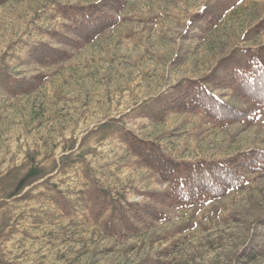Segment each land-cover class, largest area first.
<instances>
[{"label": "rangeland", "instance_id": "rangeland-1", "mask_svg": "<svg viewBox=\"0 0 264 264\" xmlns=\"http://www.w3.org/2000/svg\"><path fill=\"white\" fill-rule=\"evenodd\" d=\"M108 2L114 25L62 42ZM40 44L64 58L36 61ZM250 60L264 67V0H0V264H264V170L187 206L130 147L191 164L264 150V107L214 84ZM190 81L250 119L169 108Z\"/></svg>", "mask_w": 264, "mask_h": 264}, {"label": "trees", "instance_id": "trees-1", "mask_svg": "<svg viewBox=\"0 0 264 264\" xmlns=\"http://www.w3.org/2000/svg\"><path fill=\"white\" fill-rule=\"evenodd\" d=\"M115 9L116 5L110 2L103 3L91 12L78 8L81 19H72L73 24L69 30L74 37H61L62 42L73 44L75 39L89 40L95 34L111 27L117 22V18L108 11L114 12ZM30 54L42 64L56 61L64 56L61 51L46 44L35 46ZM7 80L10 82L11 90L21 88V81L11 78ZM214 84L233 86L237 94L264 107V67L258 62L250 60L245 61L239 68L231 67L225 77ZM167 106L174 109H199L219 123L250 119L246 112H240L233 106L225 104L197 81L188 82L168 101ZM130 147L143 163L169 183L172 193L170 198L176 203L187 206L200 202L205 197H221L228 190L240 187L243 179L238 173L241 169L249 168L253 172L264 170V150L248 151L225 164L214 161L191 164L178 163L165 157L157 153L151 144L143 141L131 142Z\"/></svg>", "mask_w": 264, "mask_h": 264}]
</instances>
